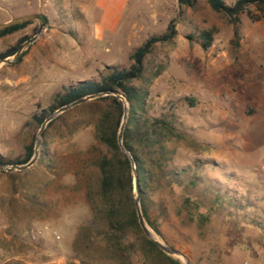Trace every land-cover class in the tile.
Listing matches in <instances>:
<instances>
[{
    "label": "rangeland",
    "instance_id": "rangeland-1",
    "mask_svg": "<svg viewBox=\"0 0 264 264\" xmlns=\"http://www.w3.org/2000/svg\"><path fill=\"white\" fill-rule=\"evenodd\" d=\"M105 1L0 0V23L35 13L49 20L21 62L0 68V156L23 158L40 128L33 114L53 106L65 86L100 79L111 66L129 67L131 54L151 36L165 33L174 20L175 38L154 46L146 59V80L133 85L151 81L150 113H174L189 130L188 144L179 146L183 164L200 166L203 177L215 180L226 196L249 193L264 211V23L242 15L236 28L206 0L194 7L179 0H127L126 6L108 0L102 7ZM236 1L225 0L227 5ZM38 27L32 21L1 38L0 54L33 37ZM207 30L214 41L205 50L197 36ZM159 67L162 72L153 79ZM91 116L88 109L74 113L55 125L47 140L42 138L58 164L87 179L96 177L94 163L104 151L96 143ZM35 166L19 174L0 171V264H80L72 244L77 217L88 216L78 208L82 193L62 189L52 174L47 177ZM27 190L52 201L60 197L71 209L51 226L39 225L32 244L18 236L39 213L28 200L15 202ZM195 194L202 203L199 212L211 213L208 222L189 220L182 190L176 188L153 215L160 240L185 253L192 264H264V232L246 224L242 215L217 206L210 211L209 198ZM133 264L148 263L135 255Z\"/></svg>",
    "mask_w": 264,
    "mask_h": 264
},
{
    "label": "trees",
    "instance_id": "trees-1",
    "mask_svg": "<svg viewBox=\"0 0 264 264\" xmlns=\"http://www.w3.org/2000/svg\"><path fill=\"white\" fill-rule=\"evenodd\" d=\"M197 1L179 0V4L194 7ZM206 1L213 11L225 15L236 28L242 15L252 22L264 23V0H237L233 5H227L225 0ZM31 24L32 22H27L9 27L0 32V39L23 31ZM176 34L172 20L165 33L151 36L131 54L132 64L129 67L111 66L107 74L100 79L80 81L63 87V91L56 95L55 104L33 114L32 120L41 126L50 114L64 105L89 95L120 91L130 105L123 144L136 163L142 213L158 235L161 233L153 215L161 212L164 196L174 193L176 188L182 190V209L191 222L197 221L204 226L211 214L199 212L202 203L195 193L200 191L209 198L210 211L217 206L227 210L229 215H242L246 224L264 232V211L258 207L256 200L249 197V193L243 197L233 194L226 196V193L216 188L215 180H206L203 177L199 171L200 166L183 164L184 153H179V146L181 143L188 144L186 137L189 130L184 128L174 113L160 116L150 113L148 86L151 81L147 82L146 86L133 85V82L146 78V59L154 46L171 42ZM197 37L205 50L212 46V31H203ZM29 38L24 37L21 42ZM20 44L1 53L0 59L13 56ZM27 53L28 51L19 62ZM161 72L162 67H159L152 78H156ZM84 109L92 111L91 124L94 127L95 140L104 148L102 155L98 156L94 163L96 177L87 179L70 166L58 164L47 143L42 144L35 166L47 177L52 174L56 178L52 182L59 183L62 189H76L82 193L78 208L84 210L88 216L76 219L77 227L72 244L74 258L79 260L80 264H133L134 256L139 255L148 264H183L180 259L162 252L143 234L139 226L131 163L118 144V131L123 116V103L120 99L107 95L79 105L50 122L42 138L47 140L48 132L55 125ZM34 146V143L26 146L24 157L21 159L9 160L0 156V163L25 164L32 158ZM30 194L29 190L23 191L15 202L19 204L28 200L32 206L38 208L37 216L29 220L32 226L21 229L18 235L24 242L32 244L35 239L34 231L38 232L39 225L51 226L53 221L61 219L71 209L61 204L60 197L52 201L53 199L46 198L44 193L31 196ZM16 209L17 207H13V212ZM51 213L55 214V217L50 216ZM3 214L7 215L5 211ZM97 245L103 247H96ZM69 264L76 263L70 261Z\"/></svg>",
    "mask_w": 264,
    "mask_h": 264
},
{
    "label": "water",
    "instance_id": "water-1",
    "mask_svg": "<svg viewBox=\"0 0 264 264\" xmlns=\"http://www.w3.org/2000/svg\"><path fill=\"white\" fill-rule=\"evenodd\" d=\"M32 21H38L39 23L37 33L33 37L24 41L13 56L0 59V68L4 65H14L18 63L20 58L29 50V48L38 39H40L43 36V34L48 28L49 20L44 14L35 13V14H29V15H25L21 17L12 18L10 20L0 23V32H1L14 25L23 24V23L32 22ZM107 95H114L118 99H120L123 103V116H122V121L120 124L119 131H118V144H119L121 151L125 155H127L131 163L132 173L134 177V195H135L134 201H135V206H136L137 219H138V223H139V226L143 234L165 254L175 257L177 259H180L183 264H192L190 258L185 253H183L182 251L160 240L158 234L147 223L142 213L141 204H140L139 178H138V172L136 169V163H135V160L132 154L125 148L123 144V134H124V130L127 124L128 116H129V106L130 105L126 97L120 91H108V92H101V93L89 95V96L80 98L72 103H69L67 105H64L58 108L52 114H50L41 124L38 130V133L36 135L34 154L32 158L27 163L20 164V165H10V164L0 163V171L2 172H23V171L33 168L37 164L38 159L40 157V153L42 149V141H43L42 134L46 130L50 122H52L53 120L58 118L60 115L70 111L71 109L79 105H82L88 101H92V100H95V99H98V98H101Z\"/></svg>",
    "mask_w": 264,
    "mask_h": 264
},
{
    "label": "crops",
    "instance_id": "crops-1",
    "mask_svg": "<svg viewBox=\"0 0 264 264\" xmlns=\"http://www.w3.org/2000/svg\"><path fill=\"white\" fill-rule=\"evenodd\" d=\"M106 1H108V0H106ZM106 1L104 2V4H102V7L105 5ZM120 2H121V4H123L125 6H126V4L129 3V1H127V0H121Z\"/></svg>",
    "mask_w": 264,
    "mask_h": 264
}]
</instances>
